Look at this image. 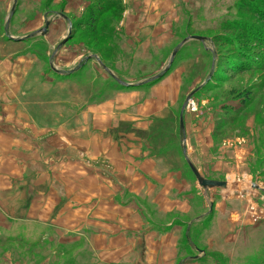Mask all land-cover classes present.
<instances>
[{
  "label": "rangeland",
  "instance_id": "374dc122",
  "mask_svg": "<svg viewBox=\"0 0 264 264\" xmlns=\"http://www.w3.org/2000/svg\"><path fill=\"white\" fill-rule=\"evenodd\" d=\"M75 1L16 0L5 30L14 0H0V130L28 136L36 129L38 142L48 146L42 156L44 168L33 167L48 174V186L12 185L15 172L28 178L30 169L22 167L26 159L21 152L4 156L13 157L19 168H0V177L11 183L0 188V209H6L3 201L12 203L15 192L22 193L18 212L27 215L31 203H40L31 201L41 198L37 195L40 190L47 192L49 204L54 205L47 225L17 218L10 222L11 231L0 227V264H41L45 260L46 264H76L85 260V251L84 257L79 256L78 249L58 257L61 249L55 245L52 221L63 196L56 198V187L59 184L58 191H63L72 182L88 185L90 171L99 169L102 175L100 168L114 177L116 161L124 155L120 146L128 150L129 161L153 162L161 173L170 164L182 168L184 150L203 140L211 145L210 151L224 145L242 147L249 154L252 175L259 176L254 181L264 188V0H171L165 2L167 10L157 3L158 10L138 11L129 9L132 0H121L120 11L109 10L98 19L99 35L94 37L98 42L87 35L85 17L76 15ZM73 9L75 14L68 12ZM47 21V33L36 34ZM73 26V39L58 48ZM191 36L206 41L185 42L168 71L153 81L168 67L178 45ZM95 57L126 86L113 80ZM201 85L184 110L180 130V109ZM190 124L194 129L209 130V138L202 132L188 141L185 134ZM193 162V169L205 179L207 156L202 170L197 160ZM184 166L194 180L193 172L186 163ZM196 186L205 190L197 180ZM207 198L209 205L211 197ZM148 202L140 199L146 210L151 207ZM157 219L163 226L172 217L157 215ZM190 219L177 216L175 223ZM189 255L192 259L199 256L191 251L183 254L184 258ZM207 256L194 262L217 263ZM253 264H264V244Z\"/></svg>",
  "mask_w": 264,
  "mask_h": 264
},
{
  "label": "crops",
  "instance_id": "0c3cea01",
  "mask_svg": "<svg viewBox=\"0 0 264 264\" xmlns=\"http://www.w3.org/2000/svg\"><path fill=\"white\" fill-rule=\"evenodd\" d=\"M132 1L129 9L138 11L145 8L158 10L160 4L157 3H162V8L167 10L169 5L165 2L171 0ZM75 3L76 15L79 17L89 0H76ZM68 12L76 13L74 9ZM132 15V12L128 15L129 20ZM12 41L17 40L13 38ZM175 92L176 89L173 94ZM188 131L185 136L190 142L196 133L203 132L209 138V130L194 129L190 124ZM38 136L39 131L36 129L30 131L28 136L0 130V149L3 150L0 152V168L17 170L19 167L14 158L4 156L21 152L26 159L22 167L30 169L28 178L16 176L15 172L12 185L48 186V174L34 169L39 166L44 168L46 160H42V156L48 148L38 142ZM210 147L206 140L196 146H188L182 155L183 167L177 169L170 164L166 172L161 173L153 162L129 161L128 150L123 151L120 146L124 155L116 161L117 173L114 177L101 168L102 175L99 169L90 171L86 167L91 172L90 178H87L88 185L85 182H72L66 184L63 191H58V184L56 198L60 200V196H63V200L56 220L52 221L55 226V245L61 249L58 257L62 258L70 249H78L79 256H83L85 251L86 259L75 261L76 264H177L178 258V264L182 261L196 264L195 259L206 255L217 262L210 264H253L260 245L264 244V204L261 202L264 188L254 181L259 176L252 175L248 164L249 154L245 148L224 145L217 147L216 151H210ZM205 156L209 160L205 179L226 182L225 189L199 190L195 176L193 180L186 173L184 164L192 171V165L196 166L195 160L199 168L204 169L201 163L205 161ZM57 182H60L58 178ZM7 185L11 183L1 176L0 188ZM38 194L41 198H32L31 201L40 200V203H31L27 215L18 212L22 193L15 192L12 203L3 201L6 209H0L1 229L11 231L13 226L10 222L17 218L47 225L54 205L49 204L47 192L40 190ZM131 196L135 197L129 200ZM209 196L211 203L208 205ZM140 199L145 203L151 200L148 202L151 207L146 210V205L140 203ZM157 215L161 218L171 216L172 220L159 226L158 219L154 220ZM177 216L191 219L190 222L176 224ZM253 216L258 217L256 222ZM4 217L10 221L7 222ZM3 219L8 226L3 223ZM190 251L199 256L195 259L190 255L184 258L183 254ZM46 263L47 260L41 264Z\"/></svg>",
  "mask_w": 264,
  "mask_h": 264
},
{
  "label": "water",
  "instance_id": "95a60500",
  "mask_svg": "<svg viewBox=\"0 0 264 264\" xmlns=\"http://www.w3.org/2000/svg\"><path fill=\"white\" fill-rule=\"evenodd\" d=\"M15 3H16V0H14V4L11 8V11L9 13V17L7 18V21H6V27H5V30H7V27H8V24L10 22V19L11 17L13 16L14 14V11H15ZM50 24V21H47L44 25V27L37 33H42V34H45L47 33V28ZM70 32H71V29L68 30V34L67 36L58 44V48L62 47L69 39H70ZM32 35H30L29 37H31ZM13 40V38H10ZM189 40H195V41H199V42H204L206 41L205 38L203 37H200V36H191V37H188L186 38L185 40H183L179 45L178 47L173 51V54L169 60V63H168V67L161 73L159 74L158 76H154L153 77V81H157L158 79H160L169 69V67L171 66L172 62H173V59L177 53V49L179 47H181L185 42L189 41ZM90 58L87 57L86 60H89ZM95 59L97 60V58L95 57ZM85 60V61H86ZM97 62L99 63V61L97 60ZM100 64V63H99ZM101 65V64H100ZM102 69L113 79L115 80L118 84H121V85H125L122 81H120L119 79H117L116 77H114L106 67H104L103 65H101ZM206 83V82H205ZM204 83V85H205ZM204 85H201L200 87L196 88L191 94H189V96L186 98V101L185 103L182 105L181 109H180V113H179V125H180V130H183V113H184V110L187 106V104L190 102V99H191V96L196 93L197 91H199ZM191 170L198 182V184L204 188V189H209V188H219V189H225L226 188V182H220V181H213V180H207V179H204L202 178L198 173H196V171L191 167Z\"/></svg>",
  "mask_w": 264,
  "mask_h": 264
},
{
  "label": "trees",
  "instance_id": "16d2710c",
  "mask_svg": "<svg viewBox=\"0 0 264 264\" xmlns=\"http://www.w3.org/2000/svg\"><path fill=\"white\" fill-rule=\"evenodd\" d=\"M112 9L120 11L121 10V0H89L88 6L85 8L83 15H81L85 18H83V17H81V18L84 19L83 21L85 22L86 26L89 29L87 35L89 36L91 34V36H93V37H91L93 42H98L96 39L97 35H99L96 33L97 28H98V26H97L98 19L103 14H106L109 10H112ZM86 14H88V15H86ZM116 17L118 18L119 16H116ZM81 18H79L80 22H78V23H81V21H82ZM74 31H75V29L73 26L71 28V32H70V39H73ZM94 37H96V38H94ZM236 60H238V59H236ZM207 257L210 258L211 256H207Z\"/></svg>",
  "mask_w": 264,
  "mask_h": 264
},
{
  "label": "built area",
  "instance_id": "2783aa9c",
  "mask_svg": "<svg viewBox=\"0 0 264 264\" xmlns=\"http://www.w3.org/2000/svg\"><path fill=\"white\" fill-rule=\"evenodd\" d=\"M191 105L193 106V103H191ZM258 220L257 216H253V221L256 222Z\"/></svg>",
  "mask_w": 264,
  "mask_h": 264
},
{
  "label": "flooded vegetation",
  "instance_id": "af4514ba",
  "mask_svg": "<svg viewBox=\"0 0 264 264\" xmlns=\"http://www.w3.org/2000/svg\"><path fill=\"white\" fill-rule=\"evenodd\" d=\"M91 59V58H90ZM89 61V60H88Z\"/></svg>",
  "mask_w": 264,
  "mask_h": 264
}]
</instances>
